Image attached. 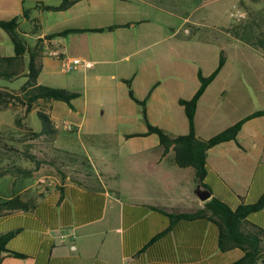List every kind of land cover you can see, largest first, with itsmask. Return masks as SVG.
<instances>
[{"label":"crops","instance_id":"obj_1","mask_svg":"<svg viewBox=\"0 0 264 264\" xmlns=\"http://www.w3.org/2000/svg\"><path fill=\"white\" fill-rule=\"evenodd\" d=\"M60 2L0 0V20L17 17L29 46L40 39L37 84L79 93L70 105L38 104L56 128L55 119L71 124L76 138L62 150L83 155L94 182L54 179L29 194H40L32 209L0 215V234L15 231L7 250L24 255L3 253L0 264H232L243 252L219 248V228L208 214L176 220L171 214L203 208L199 189L231 209L264 195V115L246 120L235 139L207 150L200 183L192 167L174 163L172 150L163 153L156 134H145L142 105L129 89L145 100L150 124L172 136L186 134L178 99L193 96L198 70L209 75L222 51L224 64L200 96L194 117L196 136L210 138L264 110V26L240 25L236 18L197 36V24L174 28L154 18L150 9L157 7L146 0H79L64 10L43 9ZM67 29L75 30L46 37ZM13 53L0 27V55ZM65 58L81 60L74 74L66 75ZM27 62L25 55L21 73L0 79V88L17 91L27 78ZM1 110L14 114L20 107ZM82 135L91 139L90 148ZM115 147L117 155L101 153ZM245 225L264 230V204L246 216Z\"/></svg>","mask_w":264,"mask_h":264},{"label":"trees","instance_id":"obj_2","mask_svg":"<svg viewBox=\"0 0 264 264\" xmlns=\"http://www.w3.org/2000/svg\"><path fill=\"white\" fill-rule=\"evenodd\" d=\"M79 0H61L58 5H43L45 10H64ZM24 15H28V10H24ZM0 27L4 29L12 41L14 53L10 56L0 55V79H11L21 73L24 67V56H28L27 72L24 75L27 77L25 82L17 91H9L0 88V109L7 107L19 106L20 111L14 119L17 128L27 127L32 137H39L41 135H54L57 128L52 123L49 115L44 108L38 104V101H63L71 104V101L79 96L78 92H73L65 88L51 87L37 84V76L40 71V63L38 60L40 50V39L33 46H29L18 32V18L14 17L10 20H0ZM112 28L111 26L108 27ZM106 28H95V31H101ZM75 29H67L57 33L49 34L46 37L51 38L55 36H62L69 31ZM223 52H220L218 64L216 68L207 76H204L200 70L197 72L199 86L193 96L189 99L179 98L178 103L183 107L187 123L188 132L172 136L166 133L163 129L150 124L147 121L145 100H138L131 89H129L130 97L142 105V115L147 125L145 134L154 133L158 136L163 153L172 150L173 161L178 167H192L195 171L196 179L201 183V180L206 174V155L207 150L224 141L235 139L242 124L255 116L264 115V110H258L252 114L242 118L235 124L218 132L207 139H201L196 136L194 117L196 107L200 96L207 87V85L215 78L224 64ZM33 109H36V114L41 120L42 128L40 131H34L32 128L26 126L24 118ZM139 134H133L135 136ZM3 133L0 132V139H3ZM5 139V138H4ZM7 150L15 149L11 144H4ZM26 158L35 162L36 159L32 154L23 151ZM1 159V156H0ZM86 159V158H85ZM87 162V159H86ZM88 163V162H87ZM5 175L15 176L12 181V191L8 197H0V215L12 212L15 210H29L32 209L36 203L37 197L40 194L25 196L22 190L18 188L17 180L21 182L23 178L31 175V170L21 167L2 166L0 164V178ZM203 188H206L202 186ZM264 204V195L255 203L239 204L235 209H231L224 202L219 201L214 197L206 200L204 207L194 212L171 214L173 220L179 218L192 219L208 214V218L215 222L219 228L218 244L222 251L232 248H239L243 255L232 262V264H258V261L263 258V242L264 230L256 227L245 225L246 216L254 211L262 208ZM15 234V231H9L0 234V263L3 259V253H8L13 256H24L17 252L8 251L6 244L8 240ZM264 261V260H263Z\"/></svg>","mask_w":264,"mask_h":264},{"label":"rangeland","instance_id":"obj_3","mask_svg":"<svg viewBox=\"0 0 264 264\" xmlns=\"http://www.w3.org/2000/svg\"><path fill=\"white\" fill-rule=\"evenodd\" d=\"M157 8H151L152 16L158 20L166 19L174 28L177 26L193 27L199 26L197 36L206 35L212 27L226 26L233 23L236 18H240L237 24L243 25L252 23L264 26V16L259 11L264 10V0H146ZM164 7L166 11L161 10ZM256 10L251 19H245V14L249 10ZM240 14H243L240 17ZM188 17V22L183 21ZM66 75L74 74V71H66ZM17 114L9 111H0V132L3 139H0V164L10 167H21L31 170L29 177L23 178L21 182L17 180V185L22 194L27 196L39 187L45 186L54 179L82 180L86 183L94 182V174L90 165L81 154L69 153L67 149L71 140L76 138L73 130L67 129V124L63 120H54L57 124V132L54 135H41L32 137L27 127H15L14 119ZM26 126L34 131H40L42 123L36 111H32L24 118ZM82 140L90 148L91 139L82 135ZM104 139V135L101 137ZM100 137H93L95 142L101 140ZM4 144H11L15 149L7 150ZM61 148V149H60ZM103 148H105L103 146ZM99 149V148H98ZM23 151L32 154L36 161L26 158ZM119 150L116 147L108 152L101 151L108 156L117 155ZM79 153H81L79 151ZM15 176L5 175L0 178V197H7L12 191V181ZM33 194V193H32ZM37 193L35 192L34 195ZM264 252V242H263ZM263 258L258 264H264Z\"/></svg>","mask_w":264,"mask_h":264},{"label":"built area","instance_id":"obj_4","mask_svg":"<svg viewBox=\"0 0 264 264\" xmlns=\"http://www.w3.org/2000/svg\"><path fill=\"white\" fill-rule=\"evenodd\" d=\"M80 63L81 60L79 58H65L63 60V68L67 71L74 70ZM67 129L72 130L71 124L67 123Z\"/></svg>","mask_w":264,"mask_h":264},{"label":"water","instance_id":"obj_5","mask_svg":"<svg viewBox=\"0 0 264 264\" xmlns=\"http://www.w3.org/2000/svg\"><path fill=\"white\" fill-rule=\"evenodd\" d=\"M197 196L201 199V200H207L210 197V192L208 190H201L199 189L197 191Z\"/></svg>","mask_w":264,"mask_h":264}]
</instances>
